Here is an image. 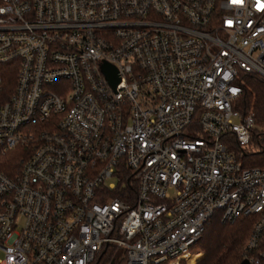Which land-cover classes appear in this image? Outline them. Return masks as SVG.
<instances>
[{
    "label": "built area",
    "instance_id": "built-area-1",
    "mask_svg": "<svg viewBox=\"0 0 264 264\" xmlns=\"http://www.w3.org/2000/svg\"><path fill=\"white\" fill-rule=\"evenodd\" d=\"M241 73L264 80V0H0V156L28 148L0 171V264H89L108 244L196 264L215 212L253 219L244 258L264 264Z\"/></svg>",
    "mask_w": 264,
    "mask_h": 264
},
{
    "label": "trees",
    "instance_id": "trees-1",
    "mask_svg": "<svg viewBox=\"0 0 264 264\" xmlns=\"http://www.w3.org/2000/svg\"><path fill=\"white\" fill-rule=\"evenodd\" d=\"M10 92L12 77H5ZM242 93L238 99V107L244 112L252 113L254 128L248 145L252 150L243 149L240 162L244 167L264 165V80L256 75L240 74ZM12 90V89H11ZM28 148L16 147L14 153L0 156V171L11 176L19 168V154ZM119 197V196H118ZM253 219L238 217L232 222L221 221L216 212L206 222L194 249L202 252L196 264H239L244 258V244L252 226ZM264 246V231L262 235ZM89 264H125L122 251L114 245H106L95 255Z\"/></svg>",
    "mask_w": 264,
    "mask_h": 264
},
{
    "label": "water",
    "instance_id": "water-1",
    "mask_svg": "<svg viewBox=\"0 0 264 264\" xmlns=\"http://www.w3.org/2000/svg\"><path fill=\"white\" fill-rule=\"evenodd\" d=\"M100 70L103 73L108 84L112 88H114L115 84L118 81L115 68L106 62H102L100 65ZM239 264H249V262L247 261V259L243 258Z\"/></svg>",
    "mask_w": 264,
    "mask_h": 264
},
{
    "label": "rangeland",
    "instance_id": "rangeland-1",
    "mask_svg": "<svg viewBox=\"0 0 264 264\" xmlns=\"http://www.w3.org/2000/svg\"><path fill=\"white\" fill-rule=\"evenodd\" d=\"M245 148H247V151H250V150H252V146L251 145H246L245 147H244V149ZM107 182H114V179H109ZM216 214L217 215H219V213L218 212H216ZM192 250H193V252H195L196 254L198 253V258H197V261L199 260V259H201V257H202V252L199 250V249H194V248H192ZM95 257V256H94ZM94 259V258H93ZM93 261V260H92ZM196 261V262H197Z\"/></svg>",
    "mask_w": 264,
    "mask_h": 264
}]
</instances>
